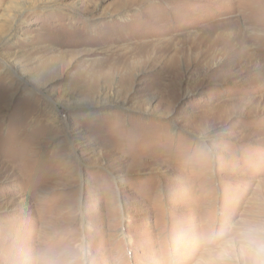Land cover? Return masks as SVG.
I'll return each mask as SVG.
<instances>
[{
	"label": "rangeland",
	"instance_id": "rangeland-1",
	"mask_svg": "<svg viewBox=\"0 0 264 264\" xmlns=\"http://www.w3.org/2000/svg\"><path fill=\"white\" fill-rule=\"evenodd\" d=\"M240 217L264 0H0V264H189Z\"/></svg>",
	"mask_w": 264,
	"mask_h": 264
},
{
	"label": "clouds",
	"instance_id": "clouds-1",
	"mask_svg": "<svg viewBox=\"0 0 264 264\" xmlns=\"http://www.w3.org/2000/svg\"><path fill=\"white\" fill-rule=\"evenodd\" d=\"M189 264H264V221L244 217L204 226ZM244 259H238V254Z\"/></svg>",
	"mask_w": 264,
	"mask_h": 264
},
{
	"label": "bare ground",
	"instance_id": "bare-ground-1",
	"mask_svg": "<svg viewBox=\"0 0 264 264\" xmlns=\"http://www.w3.org/2000/svg\"><path fill=\"white\" fill-rule=\"evenodd\" d=\"M261 2V1H260ZM201 60V59H200ZM250 66V65H249Z\"/></svg>",
	"mask_w": 264,
	"mask_h": 264
}]
</instances>
